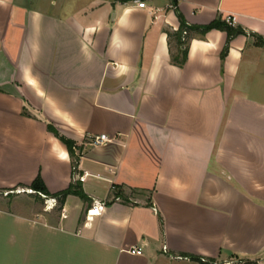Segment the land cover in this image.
<instances>
[{
	"label": "crops",
	"instance_id": "crops-1",
	"mask_svg": "<svg viewBox=\"0 0 264 264\" xmlns=\"http://www.w3.org/2000/svg\"><path fill=\"white\" fill-rule=\"evenodd\" d=\"M178 13L242 32H190L180 66ZM38 176L86 196L8 211L60 264H264V0H0V191Z\"/></svg>",
	"mask_w": 264,
	"mask_h": 264
},
{
	"label": "rangeland",
	"instance_id": "rangeland-1",
	"mask_svg": "<svg viewBox=\"0 0 264 264\" xmlns=\"http://www.w3.org/2000/svg\"><path fill=\"white\" fill-rule=\"evenodd\" d=\"M15 200L19 202L20 208L25 206L33 207L38 213L46 212L48 206L52 205L51 203L47 204L46 198L41 194L33 191L10 193L9 196H4L0 193L1 209L6 208V211H0V264H60L58 257L45 254V247L42 246V243L38 244L33 240V248H26L29 244L28 240L31 233L29 224H14L12 222L13 211H11V215L8 212L13 210L11 205ZM61 212L60 202L50 209L51 216L56 219L61 217ZM31 224L39 229L38 232L42 231V223L32 222ZM36 244L39 247L36 248Z\"/></svg>",
	"mask_w": 264,
	"mask_h": 264
},
{
	"label": "trees",
	"instance_id": "trees-1",
	"mask_svg": "<svg viewBox=\"0 0 264 264\" xmlns=\"http://www.w3.org/2000/svg\"><path fill=\"white\" fill-rule=\"evenodd\" d=\"M178 14H179L180 21H181V27L179 30H177L175 32L168 31V35L170 38V44H171L172 40H174L176 43V46H177V50H178L177 54L172 53V61L174 63L180 65V66L184 65L187 61V58H188V41L191 37L190 32H198L201 34H205L207 31H209L213 28H219V29L226 30L228 32V41L224 47L223 56H225L226 52L228 51L229 41L231 40V38L242 32V30H240V29H234L233 26L229 25L226 21H224L223 23H221L220 21H213L212 23H210L208 25L190 26L185 21L183 16L180 13H178ZM185 30L188 32V34L185 36L186 39L184 40L183 39V32ZM49 129L67 145V147L70 151V154L72 155V158H73V164H74V166H76L78 158L76 157V154H75V146H76L75 141H73V140L65 137L64 135L60 134V132L52 125H49ZM31 189L35 190V192L37 194L43 193L46 195H50L48 189L46 188V186H45V184H44V182L40 176H38L34 180V182L31 185ZM70 193H75L82 198L86 197L82 189H79L77 187H73V184H72L68 189L62 191L61 193L55 194V196H57L59 198L61 209H62V205L64 204L65 197ZM192 258L194 260L202 262L203 264H213V262H210L203 257L192 256Z\"/></svg>",
	"mask_w": 264,
	"mask_h": 264
},
{
	"label": "built area",
	"instance_id": "built-area-1",
	"mask_svg": "<svg viewBox=\"0 0 264 264\" xmlns=\"http://www.w3.org/2000/svg\"><path fill=\"white\" fill-rule=\"evenodd\" d=\"M139 5L141 7H144L145 6V2L144 1H141L139 3ZM225 21L229 24V25H234L235 24V16L234 15H228L226 18H225ZM188 34V32L185 30L183 32V39L185 40L186 39V35ZM112 139L109 137V135L107 134H100V135H97V136H94L93 139L91 140V145H100V144H103V143H106V142H109L111 141ZM79 178L81 180L84 179V175H81L79 176ZM23 192V191H26V192H32L33 189L31 188H20V187H17V188H14V189H8V190H4V191H0V193H2L4 196H9L10 193H18V192ZM46 202L47 204L48 203H51L52 205H57L58 203V200L56 198H48L46 197ZM119 199V197L117 198ZM53 202V203H52ZM50 204V205H51ZM105 202H102V201H97L95 202L91 207H89L86 211V217H87V220H91L93 219L94 217L96 216H99L102 214L103 212V206H104ZM164 250H167V247L164 246ZM131 253L133 254H142L143 253V250L139 247L137 248H132L129 250ZM179 258H182L181 256H179Z\"/></svg>",
	"mask_w": 264,
	"mask_h": 264
},
{
	"label": "bare ground",
	"instance_id": "bare-ground-1",
	"mask_svg": "<svg viewBox=\"0 0 264 264\" xmlns=\"http://www.w3.org/2000/svg\"><path fill=\"white\" fill-rule=\"evenodd\" d=\"M54 206V205H53ZM49 207V206H48Z\"/></svg>",
	"mask_w": 264,
	"mask_h": 264
}]
</instances>
